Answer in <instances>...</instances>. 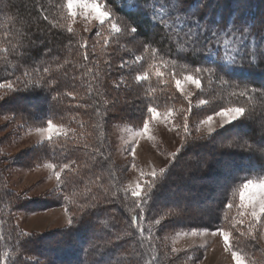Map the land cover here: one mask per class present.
Returning a JSON list of instances; mask_svg holds the SVG:
<instances>
[{"label":"rangeland","instance_id":"obj_1","mask_svg":"<svg viewBox=\"0 0 264 264\" xmlns=\"http://www.w3.org/2000/svg\"><path fill=\"white\" fill-rule=\"evenodd\" d=\"M203 2L211 4L208 0ZM101 11L108 13L103 23L98 18ZM46 19L80 45L83 67H75L72 57H66L65 63L56 68L72 65L79 70L81 89L75 88L74 92H78L75 98L91 103L97 99L104 108L105 121L103 125L96 115H86L91 109L88 104L76 102L80 111L70 119L53 121L55 127L49 133L48 122L38 123L39 119H33L36 116L32 115L36 110H30L41 101L36 96L22 98L30 85L25 81L36 84L43 78L42 74L37 69H26L12 79L0 81V157L3 158L0 185L10 193L5 194L10 199L0 210V217L14 222L23 239H32L33 245L19 248L25 252L32 250V254L28 252L30 262H37L34 253H43L41 256L47 261L40 264H83L78 259L81 254L86 260L88 246L81 248L84 258L76 250L78 236H73L76 223L90 208L106 202L110 207L126 206L130 215L138 214L139 230L148 231L150 241L156 246L158 258L153 264H236L233 253L240 255L243 264H264V213L257 207V215L253 217L251 202L253 198L259 199L260 190L244 191L241 200L243 184L249 180L259 184L264 176L241 178L233 169L230 155L235 151L245 154L259 151L250 143L257 138L258 128L264 126V93L234 89L213 70L174 68L160 58L153 63L147 59L150 54L135 35L133 23L118 15L104 0H74L71 11L68 0H54ZM1 24L4 25L2 20ZM113 24L120 29L118 32ZM5 40L6 36L0 35V41ZM12 56L13 53L0 49V64L12 63L9 61ZM188 75L200 80L199 88L185 80ZM150 80L172 91L176 99L162 109L153 107L157 110L155 115L147 109L146 113L139 110L142 93L150 94L146 92ZM177 80L181 82L179 88ZM226 84L230 87L226 88ZM225 107H243L245 113L225 124L216 115ZM144 121L148 122L147 132L143 130ZM209 164L212 169H206ZM181 175L184 178L179 180ZM74 182L80 189L71 190L68 184ZM138 186L141 194L135 196ZM150 199L158 207L151 210L153 215L145 223L144 212ZM117 210V216L122 217ZM115 211L111 215H116ZM105 216L101 217V223L106 222ZM117 216L109 218L108 222L112 223L104 233L98 225L94 227L89 222L83 228L91 226L89 229L97 238L124 248L130 234H120V228L126 223L133 233L137 228L132 227L129 217L130 221L120 219L122 223L116 226ZM83 228V232L77 230L76 234L80 241L88 238ZM107 232L115 237L111 238ZM122 248L108 247L113 250L108 257L117 260L121 257L126 264L135 261L152 264L147 258L151 248L146 243L141 245L139 256L132 245L131 250L124 249L130 255L127 260ZM5 250L0 256L1 264H10L11 259L19 257V253L8 254V245Z\"/></svg>","mask_w":264,"mask_h":264},{"label":"trees","instance_id":"obj_2","mask_svg":"<svg viewBox=\"0 0 264 264\" xmlns=\"http://www.w3.org/2000/svg\"><path fill=\"white\" fill-rule=\"evenodd\" d=\"M53 1L0 0V20L4 22V25H0V35L6 36L5 41H0V49L13 53L9 61L14 63L11 65L12 63L5 61L0 64L2 67L0 81L12 79L23 71L26 72V69H37L38 74H42L41 76L43 77H40L42 79L39 80L41 84L38 81L36 84L32 83L31 85L28 80L25 81L30 85L27 86V90H24V96L22 95L23 99L36 96L38 101H41L39 106H34V108L30 109L36 110L34 113L32 112V115L36 116L33 119L36 120L38 118L39 120L36 121L41 124L49 121L70 119L72 115L80 111V107H77L76 104L78 103L76 102H80V104L83 102L88 104L87 106L91 108L90 110H93V112L89 110L86 115H96V120H100V124H103L105 119L102 115H105V112L103 111L104 108L100 107V102L97 99L91 103L83 98L77 99L74 96V94L78 93L74 92L76 91L75 88L81 89V82L78 80L79 70L73 68L72 65L75 67L84 66L80 58V45L69 36H66L67 34L64 30L54 27L46 19V15L51 12L53 7ZM104 1L118 15L133 23L135 35L141 40L144 49L146 50L147 48L146 52L150 54L147 59L153 63L155 59L160 58L169 66L170 64L173 65L174 68L175 66L183 67L188 71L213 70L222 79L231 83L235 87L234 89L239 88L243 92L251 90L253 93L258 91L264 93V7H261L262 0H214V2H211L213 0H208L211 4L203 2L204 0ZM202 7L205 8L202 9ZM212 32H216L218 35L213 37L211 35ZM225 40L230 42L229 49L224 48ZM237 49H239L238 52ZM225 51L230 52L228 58L225 57ZM231 55H235V63L230 62ZM66 57H72L71 62L74 64L62 65L56 68L60 63H65L64 59ZM260 80L263 82H260ZM146 84V92L150 94L144 96L142 93V99H138L141 104L139 110L142 112L146 113V109L149 107L162 109L168 103L176 101L175 97L172 96L174 93L166 89V87H161V84L157 81L150 80ZM224 86L226 88L230 87L228 84ZM81 93L85 95V90H82ZM72 104H75L76 107ZM96 116H92V118L95 119ZM263 128V125L258 128V132H256L257 138L253 142L248 137L249 142H252L250 143L252 144L251 146L256 147L257 151L259 150L257 153L245 154L242 151H235L230 154L233 156L231 159L233 169L242 175L241 178L243 179L254 175H257L256 177L264 176ZM49 146L52 145L49 144ZM66 152L63 151V153ZM2 160L3 158L0 157V165ZM200 163L202 166L205 164L204 160ZM248 163L251 164L248 165ZM207 168L212 169L210 164ZM252 169L253 171L257 170L256 172H251ZM197 170L198 168H196L195 174L196 172L198 173ZM1 172L2 169H0ZM187 172L183 171L185 174ZM178 178L181 180L184 177L181 175ZM68 185L72 187L71 190L80 189L79 186H76V182ZM5 194L10 195L7 188L0 185V210L7 205L10 199V197L6 198ZM151 201L150 199V203L144 212L146 214L145 223L148 221L147 217L150 214L153 215L151 210H154V207H158L155 202L152 203ZM97 205L96 207L92 206V209L90 208L89 211H86L78 218L80 220L76 223V232H74L73 236L80 238L79 234L76 235L77 230L83 232L81 228L88 225L86 222H89V225H94V227L98 225L104 233L106 228L112 223L108 222L110 221L109 218L117 216V208L120 210L122 217L117 216L119 220H115L116 226L122 223L120 219L122 221L126 220V222L131 220L132 227L137 228L138 231L136 229L133 233L128 228V223L120 228V234L123 232L130 234L125 239V247L122 248L121 244L110 243L102 237L97 238L91 233L89 229L91 226L87 229L83 228L84 232L87 233L86 237L88 236L90 239L88 240L87 238L85 241L77 239L76 250L77 252H82L84 258L85 253L81 248L88 246V252L86 253V260L82 259L81 254L78 260L83 261V264H126L125 261L122 262L124 259L121 257H119V260L115 256V258L108 257V254L113 251L108 249V247L115 248L114 250L122 248L123 250L121 249V251L126 255L127 260L130 255L127 252L125 253L124 249L129 251L130 245H132L135 255L139 256L142 250L141 245L146 243V246L151 248L147 252L149 262L152 264L157 262L156 246L150 241L148 231L145 229L139 230V216L137 213L130 215L126 211V206L110 207L106 202H100ZM111 211H115L116 215H111ZM104 214H106L104 219L106 222L101 223V220H103L101 217H104ZM14 227V222L5 221L3 216L0 217V256L7 252L5 248L8 245V254L10 256L19 253V257L11 259L10 264H12V261L14 264H40L43 261H47V258L41 256L43 253H34L33 255L37 257V262H30V254L28 252L32 254V250L25 252L19 248L24 245H33V241L28 237H24L26 240L23 239V236L18 234L17 229ZM107 234L111 238L115 237L112 233L107 232ZM24 240L25 243L23 242ZM93 240L94 242L91 244L90 241ZM33 249L35 250L36 248ZM10 250H13V253ZM14 250L16 251L14 252ZM52 260H55V258H52ZM56 260L60 261L62 259L57 258ZM65 260H68V258ZM103 260L105 261L103 262ZM141 261L145 262V259L142 258ZM135 263L141 264L139 261H135L132 264Z\"/></svg>","mask_w":264,"mask_h":264},{"label":"snow or ice","instance_id":"obj_3","mask_svg":"<svg viewBox=\"0 0 264 264\" xmlns=\"http://www.w3.org/2000/svg\"><path fill=\"white\" fill-rule=\"evenodd\" d=\"M74 0H68V8L71 11L72 6H73ZM108 17V13L106 12H99V19L101 20V23L104 22V19ZM112 27L118 32L120 29L116 27L115 24L112 25ZM69 31H71V29H69ZM133 31H135V29H133ZM211 35L213 37L217 36L218 34L216 32H212ZM230 47V42L228 40L224 41V48L225 49H229ZM239 51V49H237V52ZM230 56V52L229 51H225V57L228 58ZM85 58H87V56H85ZM241 59H243V57H241ZM255 59V58H253ZM231 63H235V55H231V59H230ZM199 71V70H198ZM144 77H137V79H143ZM185 80L187 81H191L193 83L196 84L197 88L200 87V80L188 75L185 76ZM176 86L177 88H179L181 86V82L179 80L176 81ZM205 101H201V104H204ZM147 111L153 115L156 114L157 110L153 107H149L147 109ZM245 113V109L243 107H225L222 108V110H220L219 112L216 113V115L220 116L223 120V122L225 124L231 123L234 120H237L238 118L242 117ZM212 119L211 116L208 117V120L210 121ZM207 122V121H206ZM54 125L51 121L48 122V128L47 131L49 133H51L54 129ZM144 132L148 131V122L144 121ZM43 131V130H42ZM209 131H213V129L209 128ZM65 167H67V165H65ZM153 175H155V173H153ZM56 178L59 181L60 180V173L57 172L56 173ZM250 188H258L260 190V196L259 199H255L253 198V201H251L253 203V211H252V215L253 217H256L257 212H256V208H259V212L260 213H264V181L260 182L259 184L254 183L253 181L249 180L247 183L243 184L242 187V192H241V200L243 201L244 196H243V192L250 189ZM141 194L140 190H139V186H138V190L135 191L133 193V195L135 196H139ZM68 223L71 224L72 220L69 219ZM225 240L227 242L228 240V234L225 233ZM234 259L236 260V264H243V260L241 259L240 255L238 253H233Z\"/></svg>","mask_w":264,"mask_h":264}]
</instances>
